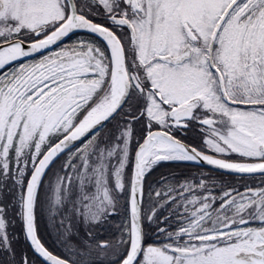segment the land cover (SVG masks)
<instances>
[{"label":"snow or ice","instance_id":"1","mask_svg":"<svg viewBox=\"0 0 264 264\" xmlns=\"http://www.w3.org/2000/svg\"><path fill=\"white\" fill-rule=\"evenodd\" d=\"M0 264H264V0H0Z\"/></svg>","mask_w":264,"mask_h":264}]
</instances>
